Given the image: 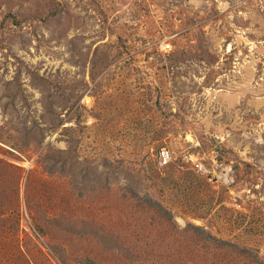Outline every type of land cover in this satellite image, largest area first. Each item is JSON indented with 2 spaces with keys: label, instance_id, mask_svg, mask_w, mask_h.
<instances>
[{
  "label": "rangeland",
  "instance_id": "1",
  "mask_svg": "<svg viewBox=\"0 0 264 264\" xmlns=\"http://www.w3.org/2000/svg\"><path fill=\"white\" fill-rule=\"evenodd\" d=\"M259 258L264 0H0V264Z\"/></svg>",
  "mask_w": 264,
  "mask_h": 264
},
{
  "label": "trees",
  "instance_id": "2",
  "mask_svg": "<svg viewBox=\"0 0 264 264\" xmlns=\"http://www.w3.org/2000/svg\"><path fill=\"white\" fill-rule=\"evenodd\" d=\"M137 198L140 199L143 202H146L148 205H150L149 207H151L152 209L156 210L159 213L160 216L166 217V218H169V219L173 218V214L170 211H168L163 206V204L160 201H157L156 199H154L153 196H151L150 194H146L144 196H137ZM192 228H193V232L194 233H196L198 235H201L203 237V239L208 241V242H212L213 241L217 245L232 244V243H229L227 241H224L222 239L217 238L216 236L210 234L208 231H206L202 227H192ZM242 252L248 253L250 256H256L258 258V254H256V252L254 253V251L242 250ZM259 260H260V258H259ZM260 262H261V264H264L263 261L260 260Z\"/></svg>",
  "mask_w": 264,
  "mask_h": 264
},
{
  "label": "built area",
  "instance_id": "3",
  "mask_svg": "<svg viewBox=\"0 0 264 264\" xmlns=\"http://www.w3.org/2000/svg\"><path fill=\"white\" fill-rule=\"evenodd\" d=\"M162 49L165 53H169L172 50L170 44H168V45L163 44ZM171 161H172L171 152L168 149L161 150V152L159 154V165L167 166L171 163Z\"/></svg>",
  "mask_w": 264,
  "mask_h": 264
}]
</instances>
